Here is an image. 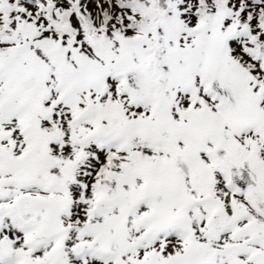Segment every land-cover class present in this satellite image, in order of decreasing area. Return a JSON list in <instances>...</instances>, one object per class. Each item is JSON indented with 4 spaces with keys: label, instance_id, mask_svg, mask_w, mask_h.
Here are the masks:
<instances>
[{
    "label": "snow or ice",
    "instance_id": "6c2138e0",
    "mask_svg": "<svg viewBox=\"0 0 264 264\" xmlns=\"http://www.w3.org/2000/svg\"><path fill=\"white\" fill-rule=\"evenodd\" d=\"M0 264H264V0H0Z\"/></svg>",
    "mask_w": 264,
    "mask_h": 264
}]
</instances>
